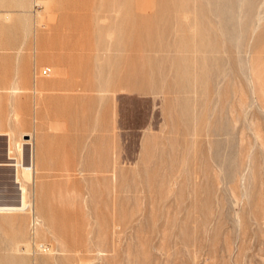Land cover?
<instances>
[{
  "label": "rangeland",
  "instance_id": "rangeland-1",
  "mask_svg": "<svg viewBox=\"0 0 264 264\" xmlns=\"http://www.w3.org/2000/svg\"><path fill=\"white\" fill-rule=\"evenodd\" d=\"M0 132V264H264V0H0Z\"/></svg>",
  "mask_w": 264,
  "mask_h": 264
},
{
  "label": "bare ground",
  "instance_id": "bare-ground-1",
  "mask_svg": "<svg viewBox=\"0 0 264 264\" xmlns=\"http://www.w3.org/2000/svg\"><path fill=\"white\" fill-rule=\"evenodd\" d=\"M13 87L14 88H11L10 90V93L12 95H14L18 90L14 85ZM0 137H5V138L7 137V149H6L7 150V160L2 161L0 159V167L8 168L6 170L9 173V178L12 181L11 183L17 186L15 187V189L11 190L17 193V196L15 197V199L8 201V202L0 201V216L5 215L9 217L12 214H15V213L19 214L25 211L27 208L28 209L31 208L30 199L33 196L31 188L34 187V183H35L34 175L37 173L38 169L35 164L36 154H35V151H32V148L30 149L29 154L26 157V160L24 159L25 161H23L20 158L21 156L20 147L23 144L25 145L30 144L32 146L33 145L31 144L32 140L23 141V144L19 142L17 143L15 142L13 143V146L11 147V139L13 138L10 139V136L8 134L1 133V132H0ZM14 150L17 152L16 158L10 157L11 153ZM9 161L13 163H8Z\"/></svg>",
  "mask_w": 264,
  "mask_h": 264
}]
</instances>
